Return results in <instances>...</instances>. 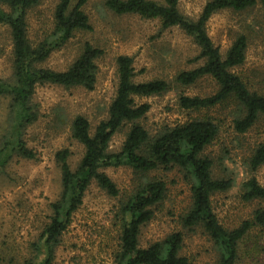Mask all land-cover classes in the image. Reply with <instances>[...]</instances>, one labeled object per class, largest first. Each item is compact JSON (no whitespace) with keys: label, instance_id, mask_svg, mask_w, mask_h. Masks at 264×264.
Instances as JSON below:
<instances>
[{"label":"trees","instance_id":"obj_1","mask_svg":"<svg viewBox=\"0 0 264 264\" xmlns=\"http://www.w3.org/2000/svg\"><path fill=\"white\" fill-rule=\"evenodd\" d=\"M40 0H0V24L8 27L12 39V78L0 77V96L9 99V123L0 141V172L14 157L36 159L37 152L28 146L24 137L29 125L39 118L34 95L39 85L57 84L65 87L84 86L94 89L98 63L105 51L86 42L80 55L67 69L56 70L41 64L53 50L63 46L77 31L91 30L90 18L84 9L87 0H59L53 13V28L33 42L29 33L30 10ZM180 0H106L105 5L117 14H138L144 18L159 19L164 29L179 26L199 47L194 61L198 66L179 71L173 80L153 78L136 81L134 58L120 54L116 58L118 84L108 116L92 128L89 119L79 114L71 123L72 137L84 146V154L72 167V151L65 147L57 151L56 162L61 170L62 190L52 202L50 220L44 225L37 240L30 244L31 252L23 264H54L63 234L71 224L73 214L83 204L90 185L96 182L112 196L121 194L119 187L106 172L111 166L125 165L137 174L131 192L119 203L116 218L120 223L119 244L114 252L115 264H191L181 254L184 242L182 231H174L164 239L142 245V229L155 216L156 205L168 193L167 181L149 175L156 170L177 168L190 184L191 205L181 217L185 228L201 227L213 240L219 252L217 264H240L242 244L249 233L264 228V185L255 176L242 185L245 200H260L252 216L240 225L228 228L218 219L212 205L216 192L233 187V177L213 175L214 159L208 147L220 132V121L211 114L189 118L176 124L164 123L151 132L143 121L151 104L139 101L176 89L180 107L185 110H209L218 106L234 110L233 125L238 133L249 131L264 120V92L253 88L234 69L244 64L249 40L240 34L225 54L208 33L207 24L214 13L223 9L246 10L264 0H208L200 15L191 19L179 8ZM211 78L217 85L207 95H188L185 87L195 85L203 78ZM125 131L121 148L111 150L115 135ZM252 170L264 164V141L250 157ZM259 244L247 245L250 251H260ZM250 250V251H248ZM251 255V254H250ZM0 264H7L0 252Z\"/></svg>","mask_w":264,"mask_h":264},{"label":"rangeland","instance_id":"obj_2","mask_svg":"<svg viewBox=\"0 0 264 264\" xmlns=\"http://www.w3.org/2000/svg\"><path fill=\"white\" fill-rule=\"evenodd\" d=\"M59 0H40L29 12V33L33 42L53 28V13ZM106 0H87L84 9L90 18L91 30L77 31L63 46L53 50L41 64L56 70L67 69L80 55L86 42L101 47L105 53L97 60L99 69L94 89L84 86L65 87L57 84L39 85L34 102L39 118L29 125L24 137L29 147L37 152L36 159L14 157L0 172V252L7 264H23L30 255V244L40 236L52 214L51 204L62 190L61 170L56 162L58 150L72 151L70 163L76 167L84 154V146L72 137L71 123L82 114L92 128L108 116L110 103L118 84L116 58L128 54L134 58L136 81L153 78L173 80L184 69H191L202 61H194L199 47L179 26L164 29L159 19L144 18L138 14H117L105 5ZM163 2V0H157ZM208 0H180L181 12L196 19ZM208 33L223 54L240 34L249 44L244 64L234 70L253 88L264 92V8L260 3L246 10L223 9L213 14L207 24ZM12 39L10 29L0 24V77L11 79L13 73ZM188 95H207L217 89L211 78H203L195 85L183 88ZM139 101L151 104L143 124L154 132L164 123L176 124L191 117L211 114L220 121V132L208 147L214 159L213 175L233 177V187L216 192L212 205L220 222L233 228L252 216L261 205L260 200L243 198V182L252 176L264 185V164L252 170L250 157L256 146L264 141V120L249 131L234 129V109L223 106L209 110H185L180 107L176 89ZM9 99L0 96V141L8 128ZM125 131L117 133L111 150L121 148ZM106 172L120 189L112 196L93 182L86 192L83 204L73 214L57 249L54 264H115L120 223L116 218L121 199L130 194L138 175L129 166H111ZM151 176L164 178L168 193L156 205L155 216L142 229V245L164 239L174 231L184 234L181 254L191 264H217L219 252L211 237L201 228H185L181 217L191 205L190 184L181 170H156ZM253 243L263 247L250 251ZM240 264H264V228L249 233L241 246Z\"/></svg>","mask_w":264,"mask_h":264}]
</instances>
